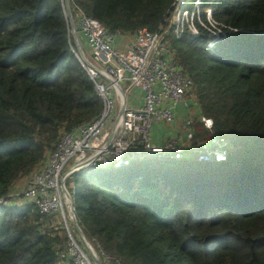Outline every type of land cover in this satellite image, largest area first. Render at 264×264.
<instances>
[{"label": "trees", "instance_id": "16d2710c", "mask_svg": "<svg viewBox=\"0 0 264 264\" xmlns=\"http://www.w3.org/2000/svg\"><path fill=\"white\" fill-rule=\"evenodd\" d=\"M195 1L184 0L188 10ZM198 1V36L185 26L177 39L171 27L166 43L193 84L186 100L230 152L216 163L186 156L130 175L76 174V221L106 264H264V0ZM67 3L73 18L98 21L124 51L138 29L164 24L173 0ZM213 29L224 37L208 48ZM74 49L63 0H0V199L45 160L62 131L100 115ZM199 117L190 121L193 144L208 143ZM54 222L35 208L0 206V264H58L68 239Z\"/></svg>", "mask_w": 264, "mask_h": 264}, {"label": "built area", "instance_id": "2783aa9c", "mask_svg": "<svg viewBox=\"0 0 264 264\" xmlns=\"http://www.w3.org/2000/svg\"><path fill=\"white\" fill-rule=\"evenodd\" d=\"M63 2L68 32L74 39L73 53L92 82L102 110L93 121L62 131L45 160L25 177L23 187L14 185L0 199V206L31 207L41 216L52 217V227L62 228L69 241L66 252L59 255L60 264H101L94 250L103 253L92 249L76 221L67 180L81 172L126 167L144 158L180 160L184 153L198 162L220 161L227 156L229 145L215 134L212 121L205 117H199V122L208 133V143H192L190 121L184 136L172 134L160 144L152 140L153 126H171L175 110L186 105L193 86L174 63L166 36L174 27L173 34L179 39L185 26L198 36L193 20L199 15V1L188 10L184 0H173L170 14L176 13L175 24L169 29L163 24L154 32L138 29L124 51L98 21L81 12L73 18L67 0ZM205 14L211 25V12L206 10ZM223 36L213 29L209 46Z\"/></svg>", "mask_w": 264, "mask_h": 264}, {"label": "crops", "instance_id": "0c3cea01", "mask_svg": "<svg viewBox=\"0 0 264 264\" xmlns=\"http://www.w3.org/2000/svg\"><path fill=\"white\" fill-rule=\"evenodd\" d=\"M198 117L199 113L194 100H186V105L178 106L175 110L174 123L171 126H164L162 124L153 126V142L160 144L172 134L176 137L184 136L188 129L186 122L194 121Z\"/></svg>", "mask_w": 264, "mask_h": 264}, {"label": "rangeland", "instance_id": "374dc122", "mask_svg": "<svg viewBox=\"0 0 264 264\" xmlns=\"http://www.w3.org/2000/svg\"><path fill=\"white\" fill-rule=\"evenodd\" d=\"M172 13H174V15L173 14H170V12H169V16L166 18V20L164 21V26H166V29L168 28H170L171 27V25H174L175 24V22H176V16H175V12H172ZM119 48V47H118ZM208 140H209V136H208ZM202 142V141H201ZM228 149H230V147L228 148ZM229 152L230 151H228V154H229ZM228 154H227V156H228ZM187 156V157H186ZM184 157H186V158H191V159H195L193 156H190V155H188V153H184V155L182 156V158H184ZM154 160H156V159H153V160H147V159H145L144 158V160L143 161H141L140 163H143V164H140L137 168H134V169H130V168H126V169H123L124 170V172H125V174L126 175H130L131 174V172L132 171H135V170H150L152 167H154V166H156V165H158V164H156V163H151V162H154ZM196 160V159H195ZM160 161H164V159H161ZM197 161V160H196ZM198 162V161H197ZM208 162V161H207ZM146 163H148V164H146ZM198 163H202V162H198ZM208 163H216V162H214V161H211V162H208ZM77 177V176H76ZM74 178V176L72 177V179ZM25 178H22L21 180H19L18 182H16L15 183V186L14 187H16V188H18V189H21L22 187H21V184L23 183V180H24ZM72 179H69V180H67V182H66V185H67V187L70 189L71 188V186H70V181L72 180ZM69 192L71 193V191L69 190ZM55 223V222H54ZM87 239V238H86ZM87 241L89 242V244H91V242L87 239ZM69 244V241H67V245ZM79 245L82 247V249H84L83 248V245L81 244V243H79ZM91 246V245H90ZM92 247V249L94 250L95 249V247L92 245L91 246ZM95 252H96V256H97V259H98V261L101 263V264H106V259H105V261H104V259H102V255L100 254V253H98L96 250H94ZM100 251V250H99ZM99 255H101V256H99ZM106 258H108L107 256H106ZM57 263L58 264H60V262H59V260L57 261Z\"/></svg>", "mask_w": 264, "mask_h": 264}, {"label": "clouds", "instance_id": "9594fccd", "mask_svg": "<svg viewBox=\"0 0 264 264\" xmlns=\"http://www.w3.org/2000/svg\"><path fill=\"white\" fill-rule=\"evenodd\" d=\"M198 1V0H197ZM196 2V1H195ZM206 11V10H205ZM205 11H204V13H205ZM210 11V10H209ZM211 12V11H210ZM206 15V14H205ZM69 33V32H68ZM70 35V34H69ZM71 37H72V35H70ZM224 37V36H223ZM223 37H222V39H223ZM72 39H73V37H72ZM74 40V39H73ZM221 40V39H220ZM219 40V41H220ZM218 41V42H219ZM217 42V43H218ZM211 43V36H210V42L208 43V48H210V47H212L213 45H215V44H217V43H214L213 45H211V46H209V44ZM228 143V142H227ZM229 145V144H228ZM229 151H230V149H229ZM227 158V156L225 157V159ZM182 159V158H181ZM225 159H223V160H220V161H214V162H221V161H224ZM156 160H161V159H156ZM156 160H154V161H156ZM164 160H174V159H164ZM194 160V159H193ZM174 161H178V160H174ZM195 161V160H194ZM141 161H132V163H140ZM195 162H197V161H195ZM211 162V161H210ZM132 163H130V165L132 164ZM198 163V162H197ZM202 163H208V162H202ZM129 165V166H130ZM129 166H126V167H120V168H113V167H110V168H112V169H122V168H127V167H129ZM97 169V168H96ZM99 169H107V168H99ZM94 170V169H93ZM91 171V170H90ZM88 172V171H87ZM81 173H84V172H81ZM79 174V173H78ZM76 175V174H75ZM74 175V176H75ZM71 195V194H70ZM71 199H72V197H71ZM3 207V206H2ZM4 208H8V207H4ZM19 208V207H18ZM23 208H25V207H23ZM84 235V234H83ZM84 238L86 239V237L84 236ZM87 240V239H86ZM89 243V242H88ZM91 246H92V244H90Z\"/></svg>", "mask_w": 264, "mask_h": 264}, {"label": "water", "instance_id": "95a60500", "mask_svg": "<svg viewBox=\"0 0 264 264\" xmlns=\"http://www.w3.org/2000/svg\"><path fill=\"white\" fill-rule=\"evenodd\" d=\"M73 37V36H72Z\"/></svg>", "mask_w": 264, "mask_h": 264}]
</instances>
